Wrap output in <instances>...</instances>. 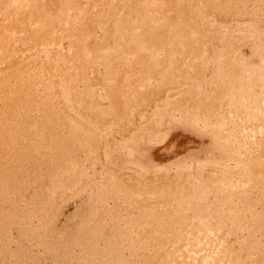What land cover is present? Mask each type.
<instances>
[{"label": "bare ground", "instance_id": "6f19581e", "mask_svg": "<svg viewBox=\"0 0 264 264\" xmlns=\"http://www.w3.org/2000/svg\"><path fill=\"white\" fill-rule=\"evenodd\" d=\"M0 264H264V0H0Z\"/></svg>", "mask_w": 264, "mask_h": 264}]
</instances>
